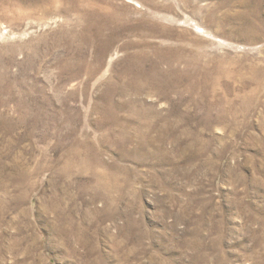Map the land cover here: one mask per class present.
Instances as JSON below:
<instances>
[{
    "label": "rangeland",
    "instance_id": "rangeland-1",
    "mask_svg": "<svg viewBox=\"0 0 264 264\" xmlns=\"http://www.w3.org/2000/svg\"><path fill=\"white\" fill-rule=\"evenodd\" d=\"M0 264H264V0H0Z\"/></svg>",
    "mask_w": 264,
    "mask_h": 264
}]
</instances>
